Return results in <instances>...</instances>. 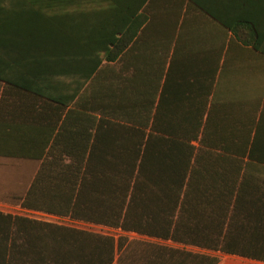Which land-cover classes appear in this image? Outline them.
<instances>
[{
    "label": "trees",
    "instance_id": "16d2710c",
    "mask_svg": "<svg viewBox=\"0 0 264 264\" xmlns=\"http://www.w3.org/2000/svg\"><path fill=\"white\" fill-rule=\"evenodd\" d=\"M157 8L158 39L174 45L163 85L164 62L145 91L139 75L120 81L115 68L95 67L91 109L100 118L93 116L91 147L88 138L70 154L74 163L44 164L10 203L233 253L239 246L228 243L231 208L236 222L245 192L264 193L261 31L221 19L212 0ZM230 31L240 51L232 53ZM231 59L241 64L229 67ZM126 241L0 211V264H116ZM144 249V264L220 262L167 246Z\"/></svg>",
    "mask_w": 264,
    "mask_h": 264
},
{
    "label": "crops",
    "instance_id": "0c3cea01",
    "mask_svg": "<svg viewBox=\"0 0 264 264\" xmlns=\"http://www.w3.org/2000/svg\"><path fill=\"white\" fill-rule=\"evenodd\" d=\"M212 1L221 19L257 24L264 50V0ZM166 3L171 0H0L1 203L24 196L44 164L74 163L70 154L88 138L91 147L93 116L100 118L91 109L95 67L115 68L120 81L139 75L137 87L145 91L164 62L163 85L174 45L158 39L155 21L163 13L157 6ZM237 42L230 31L232 53L241 49ZM237 64L231 59L229 67ZM25 181V192L15 190ZM236 211L233 222L230 210L228 243L239 247L215 253L225 259L218 264H264V193L247 190Z\"/></svg>",
    "mask_w": 264,
    "mask_h": 264
},
{
    "label": "built area",
    "instance_id": "2783aa9c",
    "mask_svg": "<svg viewBox=\"0 0 264 264\" xmlns=\"http://www.w3.org/2000/svg\"><path fill=\"white\" fill-rule=\"evenodd\" d=\"M0 211L12 214L14 216L26 217L40 222L63 226L84 232L94 233L100 236L112 238L116 243H118L122 239L130 240V241L138 240V241H149L153 243H158L176 249H185L191 252L204 251L197 247L185 246L179 243H175L172 240L152 238L146 235H142L138 232L127 231L121 227H111L107 225L96 224V223L76 219L72 216H60V215L46 213L43 211L31 210L24 208L21 205L0 203Z\"/></svg>",
    "mask_w": 264,
    "mask_h": 264
},
{
    "label": "rangeland",
    "instance_id": "374dc122",
    "mask_svg": "<svg viewBox=\"0 0 264 264\" xmlns=\"http://www.w3.org/2000/svg\"><path fill=\"white\" fill-rule=\"evenodd\" d=\"M30 181H25V182H19L18 184L16 183V188L15 190L19 192H25L27 186L29 185ZM11 202V201H10ZM1 203V202H0ZM14 205V204H12ZM151 245V246H166V245H161L158 243H153L149 241H130L127 240L125 242L124 248L122 251H118L116 253V256L118 257V261L116 264H144L146 262V257L148 253L145 251L144 246ZM169 247V246H167ZM172 248V247H170ZM176 249V248H175ZM185 250V249H182ZM193 252V251H192ZM196 253H202V254H211L214 256H217L220 260V263L224 262L225 259L223 258L224 256L219 254H215L214 252H208V251H195ZM144 256V257H141Z\"/></svg>",
    "mask_w": 264,
    "mask_h": 264
}]
</instances>
